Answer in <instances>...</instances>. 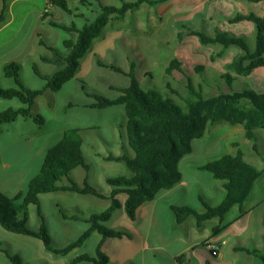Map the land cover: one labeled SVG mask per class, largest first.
<instances>
[{
    "label": "crops",
    "instance_id": "obj_1",
    "mask_svg": "<svg viewBox=\"0 0 264 264\" xmlns=\"http://www.w3.org/2000/svg\"><path fill=\"white\" fill-rule=\"evenodd\" d=\"M67 1L70 5L75 3L76 8L80 7L81 0ZM125 1L134 3L138 0ZM150 1L157 0H147L138 9L128 11L124 17H113L103 34L94 41L89 52L81 60L76 77L60 90L54 91L49 88L43 95L36 98L33 113L45 118L44 126L37 125L32 119H20L15 124L0 128V190L10 196L28 191L31 180L40 173L47 153L63 139L66 131L76 128L82 130L81 135L84 140L82 150L90 169L77 168L72 172L71 179L81 185L88 182L107 198L73 192L42 195L40 199L43 202L40 203V208L53 242V229L50 224L52 218L62 228L69 222L64 213L71 218L80 217L76 212L81 213L85 221L94 214L106 211L111 206V201L108 199L112 193L109 179L133 175L125 161L112 160V157L131 159L136 157L134 149L130 146L125 106L97 109L94 108L97 100L91 96L99 95L111 100L118 99L121 93L116 89L131 86L132 79L128 73L133 71L139 80L138 63L143 61L147 66L153 65V54L149 51L158 50L161 44L171 49L176 57L170 60L165 73L171 76L173 71H178L172 75L173 82L178 86H188L190 77L182 74L183 61L192 60L194 56L203 54L202 50H197L196 54L189 52L191 42L203 46L199 38L192 35V31H203L212 37H215L218 32H227L246 37L252 42V49L256 46L255 25L250 21L232 23L230 20L240 14L264 17V2L167 0L152 5ZM102 3L107 7L121 6L119 0H102ZM2 6L3 0H0V13ZM46 14L59 23H69L72 20L59 7L53 5L51 0H14L11 3L9 20L0 25L1 85L2 80H10L6 76L5 67L13 63L24 67L23 74L29 70L32 72L35 86L25 83L32 90L43 89L47 85L46 81L36 75L34 65L44 76H52L58 71L60 65L46 62L43 57L54 58L55 53L50 48H63L64 39L73 35L52 27ZM233 48L227 49L222 57H217L218 53L208 54L206 62L193 65L197 74L202 72L207 77L204 80L207 84L205 89H213L212 83L215 77L226 80L230 76L235 79L234 81L252 80L253 82L258 79L264 83V68L254 70L247 77H241L228 68L241 55L240 50L235 49L237 52L234 58L220 64L222 59L234 50ZM219 59L221 61H218ZM174 61L181 63V67L169 73L171 63ZM112 66L123 72L113 70L110 68ZM145 76H151L153 79L149 71ZM37 78L44 84H40ZM139 82L142 87L140 80ZM117 83H122V86ZM166 87L171 95L176 94L177 90L172 82L166 83ZM200 88L203 90V86ZM63 92H67L65 97ZM0 101L3 100L0 99ZM60 103H62L61 106ZM19 105L17 102L16 105L8 106L0 112L11 107H19ZM105 116L108 117L106 121L103 119ZM227 126L218 125V127H212L214 129L208 128L207 134L195 140L194 143L210 142L207 136L216 132L215 128L227 133L228 137L225 139L227 143L230 141L231 134L240 132L246 136L244 127L236 126L229 129ZM194 148L192 153L184 157L180 163L182 181L172 189L160 191L154 200L142 205L138 209L135 221L128 217L125 210L126 195L119 196L123 207L117 210L114 217L105 225L110 229L126 232L132 238H111L105 242L103 252L109 257V264H208L209 262L263 264L259 258L247 251L257 250L264 255V176L257 182L245 206L233 208L223 221L209 220L201 228L196 218H190L182 224L178 223L174 212L175 207L191 206L200 212H205L202 201L217 207L225 198L224 182L216 179L212 173L200 169L205 164L223 156L210 153L206 160L194 162L191 161ZM257 156L260 158L262 154ZM185 160L186 170L182 166ZM251 164L254 165L252 162ZM80 197L89 200L91 205L86 206L84 210L76 204L70 206L74 198ZM46 198L49 200L50 210L43 209L47 202L44 201ZM31 208L29 225L31 224ZM37 209L39 212V207ZM72 222L78 223L74 220ZM43 223V221L38 223L37 228L33 230L39 231ZM86 224L85 232L90 228L87 222ZM217 226H222L223 230L212 239L213 229ZM0 230L1 240H3L1 237L5 236L27 242L29 252L32 255L33 251L32 258L35 259L32 264H72L82 255H95L102 239L99 234H94L87 242V244L96 243L94 252L83 251L86 244L81 248L82 250L78 249L70 255L63 256L47 250L40 240L8 233L1 225ZM96 235L100 238L95 237ZM207 241H209L207 246H203ZM71 243L57 245L54 242V245L63 248ZM217 250H219L218 257L213 260L212 252ZM10 252L16 254L13 251ZM2 257L5 256L1 255L0 259ZM21 257L25 262L24 257ZM180 258L182 261H179ZM1 263L4 262L0 261Z\"/></svg>",
    "mask_w": 264,
    "mask_h": 264
},
{
    "label": "trees",
    "instance_id": "obj_2",
    "mask_svg": "<svg viewBox=\"0 0 264 264\" xmlns=\"http://www.w3.org/2000/svg\"><path fill=\"white\" fill-rule=\"evenodd\" d=\"M13 1L3 0L0 25L9 20L10 6ZM146 1L138 0L128 3L125 0H119L120 7H107L103 5L102 0H81L80 7L76 8L72 7L67 0H51L53 5L59 7L72 20L69 23H59L46 14V18H50L49 24L72 34L73 37L64 39L63 48H50L55 53L54 58L43 57L46 62L60 65L54 75L44 76L38 71L36 65L33 66L36 75L47 83L43 89L32 90L27 87L23 79L24 67L21 64L13 63L5 67L6 76L14 81L15 87L5 88L0 84V99L17 100L20 105L0 112V128L15 124L20 119H32L37 125L44 126L45 118L33 113L36 98L43 95L49 88L54 91L60 90L66 83L73 80L79 71L81 60L89 52L94 41L103 34L111 19L124 17L128 11L138 9ZM165 1L167 0L150 1V3L155 5ZM247 1L264 2V0ZM243 21H250L255 25L256 46L254 49L250 47L246 37L227 32H218L215 37H212L203 31H192V35L198 37L203 46L221 45L222 52L218 53L217 57H222L229 48H238L241 55L228 68L241 77H247L254 70L264 68V17L240 14L230 20L232 23ZM180 67L181 63L178 61L172 62L169 73ZM110 68L123 72L114 66ZM128 76L132 79L131 86L117 88L116 90L121 93L118 99L111 100L99 95H90L97 100V104L94 105L97 109L125 106L130 146L136 153L134 159L112 157V160L125 161L133 175L109 179L108 182L112 187V193L108 197L111 201L110 208L86 219L85 222L90 225V228L78 241L63 248L54 245L45 222L39 231L29 228L32 206L39 207V213L43 217L40 208L42 195L73 192L107 198L88 182L81 185L71 179L72 172L77 168L90 169L82 150L84 142L82 130L71 129L66 131L63 139L49 150L40 173L31 180L26 193L19 192L15 196H10L0 190V225L6 232L40 240L47 250L63 256L83 248L94 234H99L102 239L96 254L82 255L72 264H109L110 259L103 252L105 242L111 238H132L126 232L116 231L105 225L114 217L116 211L123 207L119 196L126 195L125 210L128 217L135 221L138 209L142 205L154 200L160 191L172 189L182 181L180 163L184 157L192 153L194 141L207 134L210 125L219 123L231 126L241 125L246 130V137L254 141H256L255 130L264 129V94L243 90L206 98L202 90L197 89L193 81L188 78V88L192 97L187 101L186 109H183L172 98L165 97L158 91L143 90L133 71L128 73ZM226 80L232 83L235 79L229 76ZM200 169L212 173L216 179L224 182L223 202L217 207H212L202 201L205 212H200L191 206L174 208L178 223L182 224L190 218H196L200 228L209 220L223 221L235 207L243 208L253 194L257 182L264 176V169L249 163L241 150L236 155H225L209 162ZM72 219L79 220L75 217ZM222 230V226L215 227L212 239ZM208 242L203 246H207ZM247 252L255 255L264 264V255L260 251ZM218 253L219 250L212 252L213 260L218 257ZM1 255L12 264H24L22 257L5 250L2 242H0ZM179 261L182 259L180 258Z\"/></svg>",
    "mask_w": 264,
    "mask_h": 264
},
{
    "label": "rangeland",
    "instance_id": "obj_3",
    "mask_svg": "<svg viewBox=\"0 0 264 264\" xmlns=\"http://www.w3.org/2000/svg\"><path fill=\"white\" fill-rule=\"evenodd\" d=\"M71 6L75 7V3H72ZM49 19L50 18H48L47 20ZM146 36L148 38L150 37V35H146ZM249 45L250 47L252 46V42L250 40H249ZM190 46H191L189 48L190 53L191 52L195 53L197 52V50H202L203 54L194 56L192 60L183 61L184 69L183 68L181 69L183 72L182 74H185L186 77H190V79L193 81L197 89L202 90L200 86H203L202 92L206 98H211V97L220 95L222 93L230 94L233 92H241L243 90H252V91H255L257 94H264V83L263 81L258 80V79H257L258 81L256 80L254 82L252 80H236L232 83L230 82L228 83L227 80H222L220 79V77H215L214 78L215 80L212 83L213 89H205V86L207 84H206V81L204 80L207 79V77L204 76L202 72H199L197 74L193 69V65L203 64L204 62H206L209 55H212L213 53H219L222 46L221 45H211V46L203 47L199 43L194 44L193 42L190 43ZM158 47H159L158 50L149 51L151 54H153L152 56L154 58L152 59L154 61L153 65L147 66L145 65L143 61L138 63L139 64L138 75H139V80L141 81V84H142V88L143 90H146V91L147 90L158 91L162 93L165 97L172 98L176 102V104L180 106L181 108L186 109L187 101L192 97L191 91L188 88L189 84L188 86L182 87V86H178L175 82H173L172 75L173 73H176L178 71L176 72L173 71L171 76L165 73L167 72L166 68L170 60L174 58L175 55H173V51L167 48L164 44H161ZM144 49H146V47ZM233 49L234 50H231L222 59V61L220 59L218 60V61H221L220 64L227 63L226 61H228L231 58H234L235 52H237V50L239 49L235 47ZM145 53L146 51L144 50V54ZM148 71L152 73L153 79H151V76H147V77L145 76L146 72ZM23 79H24V82L30 86H35L36 84L35 80H33V74L30 70L24 72ZM37 81L40 84H44V82L38 78H37ZM168 82H172L174 88H176L177 90L176 94L171 95L170 92L167 91L166 83ZM117 84L122 86V83H117ZM2 86L5 88H11V87H14L15 84L13 80H2ZM71 93L74 94V92L72 91ZM66 95H67V92H63V97H65ZM17 102H18L17 100H14L12 102L6 101V100L0 101V110H4L8 106H14L16 105ZM61 104L62 103H60V106ZM60 111H61V108H60ZM103 119L106 121L108 117L105 116L103 117ZM218 125H228L227 127H229V129L231 127H236V126H231L226 123H219L216 125H210L209 129H214L212 127L214 126L218 127ZM215 131L216 132H213L211 135L207 136V139H209L210 142H196V144L194 143L195 146L193 145V148L195 147L194 148L195 151H194V154H193L194 156L191 161L199 162L202 160H206L207 156L210 153L216 156L236 155L239 152V150H241L245 154L247 161H249L250 163L252 162L255 166L259 168L264 167V130L263 129L255 130L256 141L248 139L245 136V134L238 132V133L229 135L230 141L228 143L225 142V139L228 137L225 131L219 130L218 128H215ZM256 153L260 155L262 154V156H260L259 158ZM182 166H183V169L186 170V160ZM44 201H47V202L46 204H44L43 209L50 210V205L48 203L49 200H47L46 198ZM42 202L43 201L40 199V203ZM75 204L79 205L82 210H84L86 206L88 207L91 205L90 201L85 199L84 197L74 198L70 206H74ZM76 214L80 216V217H75V218H78L79 220L72 219L71 217H69V215L64 213L63 215L66 216L69 222L67 226L62 227V228H60V226L56 224L53 218L52 220H50V224L53 229V237H54L55 244L63 245V244L71 243V242H76L85 232V230L87 229V224L85 221H83V215L77 212ZM71 220L78 221V223L74 224ZM42 221L46 222V220H43V217L39 215L37 207L33 206L31 208V224L29 225V228L32 230L36 229L38 226V223ZM4 237H1L3 240L0 239V242L3 243V248L5 250L13 251L16 254L23 256L24 261H25L24 264L33 263V261L35 260L34 258H32L33 251L31 255L29 252L30 248H28V244L25 240L7 238V237L4 238ZM95 237H97L98 239L100 238L99 235H96ZM95 246H96L95 242H89L83 248V251L94 252ZM0 261L4 262L1 264H12L5 257H2Z\"/></svg>",
    "mask_w": 264,
    "mask_h": 264
},
{
    "label": "built area",
    "instance_id": "obj_4",
    "mask_svg": "<svg viewBox=\"0 0 264 264\" xmlns=\"http://www.w3.org/2000/svg\"><path fill=\"white\" fill-rule=\"evenodd\" d=\"M46 13H48V10H46Z\"/></svg>",
    "mask_w": 264,
    "mask_h": 264
}]
</instances>
